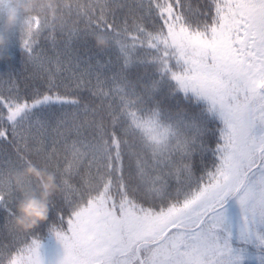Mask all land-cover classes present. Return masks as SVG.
Returning a JSON list of instances; mask_svg holds the SVG:
<instances>
[{"label":"snow or ice","instance_id":"1","mask_svg":"<svg viewBox=\"0 0 264 264\" xmlns=\"http://www.w3.org/2000/svg\"><path fill=\"white\" fill-rule=\"evenodd\" d=\"M29 3L11 37L47 89L0 74V264H45L14 223L33 155L67 206L56 264H264V0Z\"/></svg>","mask_w":264,"mask_h":264},{"label":"clouds","instance_id":"2","mask_svg":"<svg viewBox=\"0 0 264 264\" xmlns=\"http://www.w3.org/2000/svg\"><path fill=\"white\" fill-rule=\"evenodd\" d=\"M31 11L29 0H12V6L4 13L3 27L0 29V60L8 59L7 50L11 42V33L15 28L21 13ZM104 40H97L98 46L104 45ZM17 183L31 180L30 186L21 188V196L16 203L15 226L22 231H30L46 221L50 214V204L53 196L59 191L56 176L51 171L27 162L19 171L13 173Z\"/></svg>","mask_w":264,"mask_h":264},{"label":"trees","instance_id":"3","mask_svg":"<svg viewBox=\"0 0 264 264\" xmlns=\"http://www.w3.org/2000/svg\"><path fill=\"white\" fill-rule=\"evenodd\" d=\"M193 6L197 4V0H192ZM71 23V21H70ZM79 27L83 28L84 24L81 22ZM60 39V37H58ZM94 44V41H90ZM41 47L47 52L48 55H52V45L50 41H45L41 39ZM8 59L0 60V74H13L18 77V84L21 95L25 94V88L27 87L28 92L31 93L32 90L38 88L41 92L46 91L47 85L42 79H37L34 76L33 68L31 65L24 62V53L19 46V42L16 37L11 38L7 50ZM12 87L11 84H0V91L7 94L6 90ZM63 92L64 89H59ZM6 112V110H3ZM0 148L5 149L7 153L14 155V149L8 145L6 142H0ZM32 160L39 166H43V160L41 157L35 155L32 156ZM51 171V169H49ZM73 183L79 184V178H74ZM174 183V181H173ZM52 200H55L58 209L67 213V206L65 205L63 197L60 195L59 191L53 196ZM5 216L6 214L3 210H0V245L9 243V238L7 237V232L5 230ZM57 223L56 209H52L49 217L46 221L40 223L36 228L33 229V235H35L40 243L50 242L56 240L55 236L51 233L50 229L53 224Z\"/></svg>","mask_w":264,"mask_h":264},{"label":"rangeland","instance_id":"4","mask_svg":"<svg viewBox=\"0 0 264 264\" xmlns=\"http://www.w3.org/2000/svg\"><path fill=\"white\" fill-rule=\"evenodd\" d=\"M40 251L45 264H56V261L63 255L62 246L57 240L42 243Z\"/></svg>","mask_w":264,"mask_h":264}]
</instances>
